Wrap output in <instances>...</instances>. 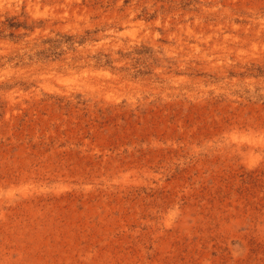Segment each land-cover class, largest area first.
I'll return each instance as SVG.
<instances>
[{"label": "rangeland", "instance_id": "obj_1", "mask_svg": "<svg viewBox=\"0 0 264 264\" xmlns=\"http://www.w3.org/2000/svg\"><path fill=\"white\" fill-rule=\"evenodd\" d=\"M0 264H264V0H0Z\"/></svg>", "mask_w": 264, "mask_h": 264}]
</instances>
